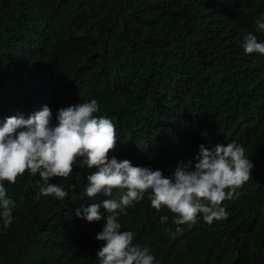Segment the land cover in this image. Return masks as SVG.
Wrapping results in <instances>:
<instances>
[{"label":"trees","instance_id":"1","mask_svg":"<svg viewBox=\"0 0 264 264\" xmlns=\"http://www.w3.org/2000/svg\"><path fill=\"white\" fill-rule=\"evenodd\" d=\"M261 13L264 0H0V121L47 105L54 123L58 109L96 99L115 124L108 155L165 176L202 143H240L254 167L221 202L224 218L197 214L176 231L146 193L118 219L158 264H264V54L241 47L250 31L264 39ZM50 182L67 196L37 198L38 172L4 181L15 207L0 223V264H98L102 221L75 210L103 197L83 196L78 165Z\"/></svg>","mask_w":264,"mask_h":264},{"label":"clouds","instance_id":"2","mask_svg":"<svg viewBox=\"0 0 264 264\" xmlns=\"http://www.w3.org/2000/svg\"><path fill=\"white\" fill-rule=\"evenodd\" d=\"M254 25L256 33H264V13ZM241 47L246 54H264V39L250 31L243 36ZM98 112L96 99H90L58 109L54 123L47 105L27 117L17 113L0 121L3 227L12 222L15 207L4 181L14 183L25 170L30 174L38 172L44 186L39 188L37 198L43 195L63 199L67 190L60 183H51L50 178L68 177L74 165L85 170L83 196L103 197L75 210L78 218L102 221L95 235L97 241L103 242L95 252L98 264H158L148 247L133 243L134 233L122 230L118 219L126 207L144 199L146 193L151 207L159 210L164 206L174 214L176 231L181 230L180 225L193 222L197 214L208 223L228 215L221 202L234 198L236 189L249 179L254 167L244 146L234 140L207 147L202 143L192 159L178 161L171 175L165 176L159 168L110 157L108 153L117 141L115 124ZM160 219L166 222L169 217Z\"/></svg>","mask_w":264,"mask_h":264}]
</instances>
